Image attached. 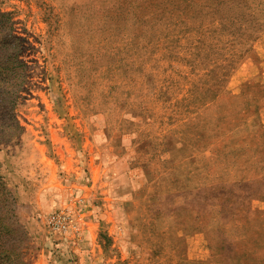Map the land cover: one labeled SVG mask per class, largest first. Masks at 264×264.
Instances as JSON below:
<instances>
[{"label": "rangeland", "instance_id": "374dc122", "mask_svg": "<svg viewBox=\"0 0 264 264\" xmlns=\"http://www.w3.org/2000/svg\"><path fill=\"white\" fill-rule=\"evenodd\" d=\"M0 264H264V0H0Z\"/></svg>", "mask_w": 264, "mask_h": 264}, {"label": "built area", "instance_id": "2783aa9c", "mask_svg": "<svg viewBox=\"0 0 264 264\" xmlns=\"http://www.w3.org/2000/svg\"><path fill=\"white\" fill-rule=\"evenodd\" d=\"M48 224L54 231L65 233L70 229L72 222L68 217H64L63 215H52L48 219Z\"/></svg>", "mask_w": 264, "mask_h": 264}]
</instances>
